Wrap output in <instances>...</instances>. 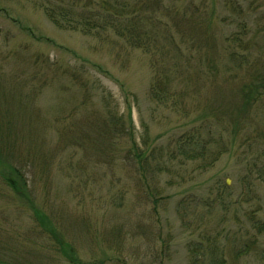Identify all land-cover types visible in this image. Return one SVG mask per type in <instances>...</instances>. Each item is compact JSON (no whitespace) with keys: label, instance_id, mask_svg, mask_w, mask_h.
<instances>
[{"label":"rangeland","instance_id":"obj_1","mask_svg":"<svg viewBox=\"0 0 264 264\" xmlns=\"http://www.w3.org/2000/svg\"><path fill=\"white\" fill-rule=\"evenodd\" d=\"M172 1L164 3L176 9L198 5L212 11L220 50L233 45L225 37L246 23L250 32L246 37L255 39L248 51L254 64L249 70L264 74V0ZM227 2L242 5L245 15L222 22L220 17L231 11ZM196 40L187 39L182 48L185 67L196 68L187 72L192 76L198 72V84L186 88L189 93L182 103L180 98L161 104L150 93L154 76L150 54L122 49L113 36L59 28L37 0H0V240L4 246L15 250L25 244V251L39 252L42 259L25 257L29 264H66L52 238L34 231L31 210L5 183L4 170L12 166L26 172L36 205L55 216V225L85 263L190 264V244L204 240L208 231L210 237L220 233L216 240L224 264H264V229L260 234L253 229L248 234L246 229L251 226L246 214L253 210L264 223V181L257 174L264 167V96L258 104L261 118L252 122L245 118V124L231 114L224 127L215 120L213 128L220 135L215 138L226 141L227 150L212 167L201 171L199 162L180 155L169 161L164 154L203 118L213 120L206 109L216 91L208 84L216 75L215 59L209 47ZM188 48L193 58L187 62ZM226 64L222 61L221 70ZM244 74L238 83L242 78L250 82V74ZM236 89L233 82L224 84L225 102ZM108 111L124 115L127 130L130 116L138 149L162 151L159 161L174 170L171 175L163 172L149 178L150 186L144 182L141 164L131 157L135 147L130 136L100 134L104 124L114 127ZM83 125L86 130L95 126L88 131L91 136L80 132ZM252 165L258 170L251 174L254 186L248 197V185L241 177ZM216 180L224 181L231 194L225 205L215 203L210 213L203 200L213 198ZM149 187L171 196L162 200L157 213L147 198ZM182 198L185 205L180 207ZM254 233L252 250L239 254ZM21 248L15 253L22 255Z\"/></svg>","mask_w":264,"mask_h":264},{"label":"trees","instance_id":"obj_2","mask_svg":"<svg viewBox=\"0 0 264 264\" xmlns=\"http://www.w3.org/2000/svg\"><path fill=\"white\" fill-rule=\"evenodd\" d=\"M37 1L49 20L59 28L80 31L87 35L113 36L122 49L140 50L146 54H150L154 69L150 93L152 98L161 104H168L172 99L178 102L180 98V103H182V100L189 93L186 88L198 84V80L196 79V77H199L198 72H194V76L187 72L189 70H196V68H192L191 66L186 68L185 63H183L186 52L182 48V44L187 39L196 42V39L199 38L198 42L200 44H205L209 47L213 55V61L215 59L214 68H212L214 71L212 72L216 73V75L213 77L209 76L211 80L208 84L212 88H215L216 91L215 96L209 99L206 110H208L209 117L213 118V120H210V118L206 120L205 117L191 131L180 135L175 141L176 147L168 148L164 152V154H168L169 161H175L178 155H180L184 156L188 161L199 162L198 167L201 171L212 167L219 159V156L227 150L226 141H223L221 137L215 138V136L219 135L213 128L216 124L215 120L221 122L224 127V119H226L227 115L230 117L231 114L235 115L234 118L232 117L235 120L243 118L242 121L245 124L247 123L245 118H247V121L252 122V120H256L257 116L260 117L258 104L262 96H264V74L259 69L253 70V72L249 70L254 64L250 59L248 51L253 44L255 45V39L246 37L250 33L248 32V25L246 23L243 24L241 22L239 31L232 32L225 37V41H228V43L232 41L233 45H227L220 50L217 47L218 36H216L217 33L215 34L214 14L203 6L199 7L197 5L194 6V9H189V7L176 9L171 5H166L164 3L165 0ZM177 1L179 0H173L172 2ZM225 7L231 11L227 16L220 17L222 22H227L229 18H235L236 16L241 19L245 15L244 7L240 4L227 2ZM260 31L261 29L256 30V32ZM178 39H180V43L177 41ZM199 48L201 49L200 46ZM187 53L190 56L187 57L186 61L192 60L193 52L190 48L187 49ZM225 56L227 59L223 58ZM226 60L227 64L221 70L222 61ZM209 61H212V56H210ZM198 65L200 64L198 63ZM242 73H245L243 77L250 74V82H246V78H242L243 82L240 80L238 83L239 76ZM222 74H228L226 79ZM218 75L219 77H217ZM236 78L237 82L235 81ZM227 81L233 82L237 89L234 90L236 93L234 97L229 98L225 102L228 95L226 96L225 92L222 91H225L224 84ZM176 102L173 105L177 107L178 103L176 104ZM108 114H110L109 111ZM129 115H131L130 108ZM109 120L114 127L108 128L109 126L104 124L100 134L107 136L113 132H117L121 137L130 136L132 141L131 146L135 147L131 149V157L141 164V178L145 183L150 186L148 179L154 180L158 174L163 172L171 175L174 170L163 166L159 161L158 156H161L162 151L138 149L134 139V127L130 116H128L130 130H127L125 127L126 121L124 115L120 114L116 116L111 113ZM92 127L95 126L90 125L89 129L86 130L85 125H83L80 132L85 133L87 137L88 135L91 136L93 133H88V131ZM75 141L79 142L78 139ZM213 145H217L216 149L212 148ZM2 166L3 162L0 160V167ZM147 168L148 174L145 170ZM255 169L257 168L252 165L247 170V173L241 177V181L248 185V197L253 193L252 186L254 185L252 184L253 179L251 178V174ZM257 172V174L261 175L259 178L264 181V167ZM25 173L24 170L11 166L4 170L2 177L5 183L17 195L16 197L23 200L31 210L32 218L36 222L34 231L39 230V233H46L52 238L57 251L65 258L66 264H95L85 263L78 255L74 245L65 240L63 233L55 225L56 222L53 220L55 216L36 205L30 192L29 179H27ZM168 184L171 185L172 182H168ZM229 190L230 188L224 181H215L213 198L211 200H207V198L203 200L205 207L209 208L210 213L215 203L225 205L226 198L231 194ZM169 197H171L170 194L164 196L156 188L149 187L147 198L152 202L155 213L158 212V206L162 204V200ZM193 201H196L195 196ZM179 205L180 207L185 205L184 198H182L181 202L179 201ZM246 215L247 220L251 224L250 228H246L247 233L250 234L249 231L253 229L260 234L264 229V223L258 218L257 211L253 210ZM207 232L205 231L204 240L195 241L190 244L193 253L190 264H204V261H208L209 264L225 263L223 249L219 246L220 241L216 240L220 236V233L217 232L214 237H210ZM257 233H254V236H249L253 237L252 239L243 242V248L240 249L239 254L252 250V247L256 243ZM224 236L230 235L224 234ZM235 236L237 235L235 234ZM1 242L0 240V264H29L30 261L26 260L25 257L41 258L39 252L25 251V244L23 248L20 245L16 247L21 248L20 254L22 255H18L15 253L19 251L18 249L15 248L13 250V247H6ZM207 252L210 253L209 257L207 256Z\"/></svg>","mask_w":264,"mask_h":264},{"label":"water","instance_id":"obj_3","mask_svg":"<svg viewBox=\"0 0 264 264\" xmlns=\"http://www.w3.org/2000/svg\"><path fill=\"white\" fill-rule=\"evenodd\" d=\"M227 183H228V184L230 183V182H229V180H228V182H227Z\"/></svg>","mask_w":264,"mask_h":264}]
</instances>
